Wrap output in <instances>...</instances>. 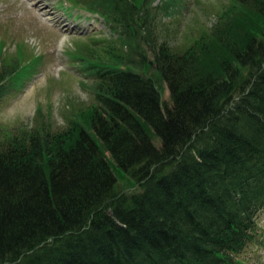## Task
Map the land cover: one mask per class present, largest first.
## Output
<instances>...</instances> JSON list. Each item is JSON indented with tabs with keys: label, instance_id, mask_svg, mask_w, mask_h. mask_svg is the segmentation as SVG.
Listing matches in <instances>:
<instances>
[{
	"label": "trees",
	"instance_id": "obj_1",
	"mask_svg": "<svg viewBox=\"0 0 264 264\" xmlns=\"http://www.w3.org/2000/svg\"><path fill=\"white\" fill-rule=\"evenodd\" d=\"M68 1L109 30L74 41L93 101L58 128L41 109L0 126V264H245L264 211V0H231L185 50L168 31L184 0ZM1 41L0 102L22 70Z\"/></svg>",
	"mask_w": 264,
	"mask_h": 264
},
{
	"label": "rangeland",
	"instance_id": "obj_2",
	"mask_svg": "<svg viewBox=\"0 0 264 264\" xmlns=\"http://www.w3.org/2000/svg\"><path fill=\"white\" fill-rule=\"evenodd\" d=\"M184 1V8L168 28L171 43L180 50L189 47L204 30L211 31L221 10L232 4L231 0ZM159 2L156 0L155 4ZM169 18L164 16L163 20L167 22ZM108 31L103 18L72 7L68 0H0V49L3 40L2 54L6 55L3 57L17 54L22 62V70L14 76L0 102V126L12 129L34 125L39 117L36 113L41 109L58 128L72 109L90 105L93 98L80 85L90 78L78 67V46L74 41L107 36ZM30 57L39 61L26 68ZM161 91L170 104L168 86L163 85ZM116 172L120 186L129 192L133 185L126 174ZM136 189L133 187L132 191ZM258 226L257 241L243 255L245 264H264V211Z\"/></svg>",
	"mask_w": 264,
	"mask_h": 264
},
{
	"label": "bare ground",
	"instance_id": "obj_3",
	"mask_svg": "<svg viewBox=\"0 0 264 264\" xmlns=\"http://www.w3.org/2000/svg\"><path fill=\"white\" fill-rule=\"evenodd\" d=\"M104 20V19H103Z\"/></svg>",
	"mask_w": 264,
	"mask_h": 264
}]
</instances>
